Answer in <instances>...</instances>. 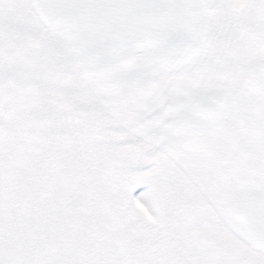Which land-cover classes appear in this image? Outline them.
Listing matches in <instances>:
<instances>
[{
  "label": "snow or ice",
  "instance_id": "6c2138e0",
  "mask_svg": "<svg viewBox=\"0 0 264 264\" xmlns=\"http://www.w3.org/2000/svg\"><path fill=\"white\" fill-rule=\"evenodd\" d=\"M0 264H264V0H0Z\"/></svg>",
  "mask_w": 264,
  "mask_h": 264
}]
</instances>
